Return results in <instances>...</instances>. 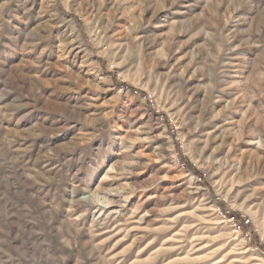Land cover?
<instances>
[{
  "label": "rangeland",
  "instance_id": "374dc122",
  "mask_svg": "<svg viewBox=\"0 0 264 264\" xmlns=\"http://www.w3.org/2000/svg\"><path fill=\"white\" fill-rule=\"evenodd\" d=\"M262 247L264 0H0V264Z\"/></svg>",
  "mask_w": 264,
  "mask_h": 264
},
{
  "label": "trees",
  "instance_id": "16d2710c",
  "mask_svg": "<svg viewBox=\"0 0 264 264\" xmlns=\"http://www.w3.org/2000/svg\"><path fill=\"white\" fill-rule=\"evenodd\" d=\"M189 170H191V172L192 173H194V174H197V172L193 169H189ZM198 175V174H197ZM231 218H233V219H236L237 220V222H239L240 223V225H241V227L244 229V228H246L245 226L246 225H244V223H243V220H241L240 219V214H238V213H233L232 215H231ZM251 236L254 238V240H255V232H252L251 233ZM263 248V250H264V247H262Z\"/></svg>",
  "mask_w": 264,
  "mask_h": 264
}]
</instances>
